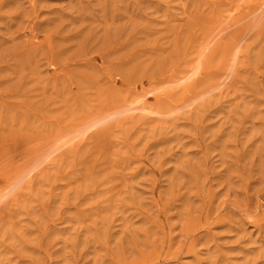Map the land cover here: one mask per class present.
Instances as JSON below:
<instances>
[{"label":"rangeland","instance_id":"374dc122","mask_svg":"<svg viewBox=\"0 0 264 264\" xmlns=\"http://www.w3.org/2000/svg\"><path fill=\"white\" fill-rule=\"evenodd\" d=\"M0 264H264V0H0Z\"/></svg>","mask_w":264,"mask_h":264},{"label":"bare ground","instance_id":"6f19581e","mask_svg":"<svg viewBox=\"0 0 264 264\" xmlns=\"http://www.w3.org/2000/svg\"><path fill=\"white\" fill-rule=\"evenodd\" d=\"M144 108H145V107H144ZM146 108H148V107H146ZM152 111H153V110H152ZM63 137H64V136H63ZM59 138L61 139V137H59ZM61 140H62V139H61ZM58 141H59V140H58ZM58 141H57V142H58Z\"/></svg>","mask_w":264,"mask_h":264}]
</instances>
